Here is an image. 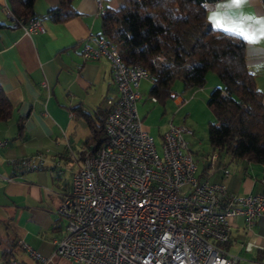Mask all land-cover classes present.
Instances as JSON below:
<instances>
[{
  "label": "crops",
  "instance_id": "obj_1",
  "mask_svg": "<svg viewBox=\"0 0 264 264\" xmlns=\"http://www.w3.org/2000/svg\"><path fill=\"white\" fill-rule=\"evenodd\" d=\"M59 2L36 0L34 9L46 31L27 34L22 27L13 26L7 0H0V87L14 106L13 116L0 121V139L7 140L0 148V173L12 175L14 159L38 152L45 158L41 170H29L13 180L0 179V264H76L54 253V239L65 234V221L57 216L56 209L90 147L85 143L90 127L76 108L94 116L98 106L107 105L106 95L116 97L109 61L85 59L82 52L90 38L102 31L101 13L120 8L124 0H74L79 11L76 17L64 22L43 18ZM230 5L231 0L208 5L207 17L218 14L220 27L209 20L214 28H230L228 32L237 35L242 32L246 64L264 73V4L246 0L238 7ZM139 91L143 96L142 82ZM179 100L173 97L175 104ZM139 105L145 104L138 102V110ZM20 117L24 118L22 138L18 137ZM198 175L223 183L230 193L264 194V164L259 162L210 151ZM230 223L224 249L241 264H264V213L251 227L240 215ZM21 241L51 259L40 262L33 258ZM6 249L16 255L5 257Z\"/></svg>",
  "mask_w": 264,
  "mask_h": 264
},
{
  "label": "built area",
  "instance_id": "obj_2",
  "mask_svg": "<svg viewBox=\"0 0 264 264\" xmlns=\"http://www.w3.org/2000/svg\"><path fill=\"white\" fill-rule=\"evenodd\" d=\"M13 26L27 34L46 31L39 18L17 19ZM112 47L94 35L82 52L85 59L109 61L117 93L109 100L107 141L86 151L56 210L65 221V234L54 239L55 255L76 264H241L224 249L230 221L240 215L252 226L264 213V194H234L223 183L201 179L184 138L192 131L182 124L171 121L158 146L137 108L143 98L140 83L149 75L137 64L117 65ZM6 144L0 139V148ZM12 163L13 174L0 173V179L41 170L45 158L38 152ZM186 217H194V224H186ZM20 243L40 262L51 259Z\"/></svg>",
  "mask_w": 264,
  "mask_h": 264
},
{
  "label": "trees",
  "instance_id": "obj_3",
  "mask_svg": "<svg viewBox=\"0 0 264 264\" xmlns=\"http://www.w3.org/2000/svg\"><path fill=\"white\" fill-rule=\"evenodd\" d=\"M35 1L7 0L13 20L41 19L34 9ZM217 1L124 0L120 8L101 13L102 31L98 35L113 43L123 64H137L147 72L151 81L148 97L162 104L178 93L174 89L177 80L184 90L203 88L207 72L213 71L221 86L213 87L207 97L214 116L207 124L211 151L264 164L262 94L255 73L246 64L244 38L214 28L207 17L208 5ZM77 15L74 0H60L43 18L64 22ZM112 99L114 95H106L107 105L98 106L94 116L76 108L90 127L85 141L90 148L108 139L105 122ZM13 113L14 106L0 87V121L9 120ZM18 126V137L22 138L23 117ZM3 255L16 254L6 249Z\"/></svg>",
  "mask_w": 264,
  "mask_h": 264
},
{
  "label": "rangeland",
  "instance_id": "obj_4",
  "mask_svg": "<svg viewBox=\"0 0 264 264\" xmlns=\"http://www.w3.org/2000/svg\"><path fill=\"white\" fill-rule=\"evenodd\" d=\"M249 69L255 73L257 89L261 92L264 103V73L261 70ZM141 82L143 99H146L138 101L145 104L144 106L139 105L138 112L144 117V125L149 126L147 131L154 136L159 146L161 143L160 133L165 130L171 121L182 124L191 130V133H184V138L188 142L190 150L192 149V154L194 153L193 157L195 156L194 159H196L197 174L201 173L205 168L206 156H209L211 151L207 139V124L214 119L207 105V97L213 87L221 86L216 74L213 71L207 72V80L203 88L184 90L182 82L177 80L174 84V89L178 91L177 94L183 95V99L186 101L181 104H175L173 98L168 99L165 104L153 102L150 97L148 99L151 82L148 80Z\"/></svg>",
  "mask_w": 264,
  "mask_h": 264
},
{
  "label": "bare ground",
  "instance_id": "obj_5",
  "mask_svg": "<svg viewBox=\"0 0 264 264\" xmlns=\"http://www.w3.org/2000/svg\"><path fill=\"white\" fill-rule=\"evenodd\" d=\"M112 54H113V56H114V58H115V60L117 61V65H124L121 61H120V59H119V57H118V55H117V52H116V50H115V47L113 46L112 47ZM140 70H142V71H144V72H146L143 68H141L140 67ZM148 79V78H147ZM144 80V79H143ZM114 82V81H113ZM115 88H116V86H115ZM117 93V92H116ZM178 96L179 98H180V100L182 99L181 97H180V95L179 94H177V93H173V96ZM179 100V103L178 104H181V103H184V102H186L184 99H183V101L181 102ZM89 149H90V147H89ZM84 160V159H83ZM27 172V171H26ZM77 172V171H76ZM224 173V172H223ZM227 173H228V171H227ZM73 179V178H72ZM72 183V182H71ZM61 203V202H60ZM59 207V206H58ZM57 210V209H56ZM58 216V215H57ZM59 217V216H58ZM257 218V217H256ZM255 218V219H256ZM62 219V218H61ZM254 222H255V220H254ZM186 224H194V217H186ZM254 224V223H253ZM251 227V226H250Z\"/></svg>",
  "mask_w": 264,
  "mask_h": 264
},
{
  "label": "snow or ice",
  "instance_id": "obj_6",
  "mask_svg": "<svg viewBox=\"0 0 264 264\" xmlns=\"http://www.w3.org/2000/svg\"><path fill=\"white\" fill-rule=\"evenodd\" d=\"M246 0H231V5L234 6H240L241 4L245 3ZM230 5V6H231ZM209 20L213 23L214 26L216 27H220L221 25V20L218 16V14H213L212 16L209 17ZM225 31H232V29L228 28V29H224ZM239 35H241V37L243 38V33H239Z\"/></svg>",
  "mask_w": 264,
  "mask_h": 264
}]
</instances>
